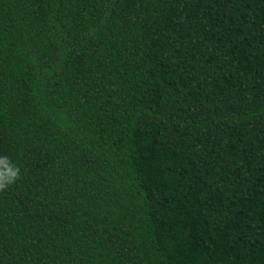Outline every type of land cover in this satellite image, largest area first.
I'll return each mask as SVG.
<instances>
[{
  "label": "trees",
  "instance_id": "trees-1",
  "mask_svg": "<svg viewBox=\"0 0 264 264\" xmlns=\"http://www.w3.org/2000/svg\"><path fill=\"white\" fill-rule=\"evenodd\" d=\"M0 264H264V0H0Z\"/></svg>",
  "mask_w": 264,
  "mask_h": 264
},
{
  "label": "clouds",
  "instance_id": "clouds-1",
  "mask_svg": "<svg viewBox=\"0 0 264 264\" xmlns=\"http://www.w3.org/2000/svg\"><path fill=\"white\" fill-rule=\"evenodd\" d=\"M19 178V168L8 163L7 158H0V191L6 190Z\"/></svg>",
  "mask_w": 264,
  "mask_h": 264
}]
</instances>
